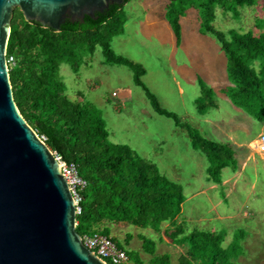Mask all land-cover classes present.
Masks as SVG:
<instances>
[{
	"label": "trees",
	"instance_id": "16d2710c",
	"mask_svg": "<svg viewBox=\"0 0 264 264\" xmlns=\"http://www.w3.org/2000/svg\"><path fill=\"white\" fill-rule=\"evenodd\" d=\"M130 0H127V3ZM167 19L182 42L181 19L188 7L203 13V32L211 33L221 42L229 56V72L234 86L227 95L240 108L264 122V19L253 32L218 31L213 23L216 8L239 16V8L252 7L258 0H170ZM125 5H112L109 11L97 14L99 20L87 17L85 23L67 21L61 32L26 21L16 9L12 21L7 56H14L10 67L14 96L21 114L54 152L68 163L78 165L87 181L83 190L82 214L77 216L80 235H92L104 222L128 223L137 227H153L170 222L167 235L175 244L187 246L179 264H230L229 250L222 247L225 236L213 232L195 231L187 234L184 224L178 223L186 202L183 187L163 175L158 166L141 157L128 145L114 144L102 112L90 102L71 100L61 76V66L68 64L78 74L85 56L103 48L107 64L122 65L134 71L136 85L143 88L155 111L174 120L179 128L188 131L195 150L210 161L209 180L222 184L226 168L236 171L239 163L230 144L214 142L184 122L176 113L162 107L157 96L143 81L145 68L117 54L112 40L125 32ZM204 97L198 100L201 114L217 108L214 92L203 85ZM110 236V230L101 231ZM143 248L153 256L151 264H172L170 254L157 256V244L146 237ZM133 264H146L140 253L128 252Z\"/></svg>",
	"mask_w": 264,
	"mask_h": 264
},
{
	"label": "rangeland",
	"instance_id": "374dc122",
	"mask_svg": "<svg viewBox=\"0 0 264 264\" xmlns=\"http://www.w3.org/2000/svg\"><path fill=\"white\" fill-rule=\"evenodd\" d=\"M170 3L130 0L122 15L127 21L125 32L113 38L112 48L145 68L142 79L163 108L176 113L205 138L234 148L239 169L227 168L222 174L228 185H236L232 195L228 196L221 185L209 189L208 157L194 149L187 130L155 111L143 88L136 85L131 68L106 63L101 46L85 56L78 74L68 64L61 66L66 94L71 100L90 102L100 109L111 142L130 146L183 187L187 200L177 221L186 225L187 233L203 230L224 235L222 247L229 250L230 264H264V153L260 148L264 122L227 95L234 86L229 56L215 35L203 32L202 10L188 7L181 19L182 42L178 45L166 16ZM239 12L236 16L217 7L213 26L226 34L235 29L259 35L262 30L257 23L264 19V0L239 8ZM203 85L213 90L218 106L206 114H201L198 106L205 95ZM255 141L257 149L251 147ZM220 201L221 206L215 208ZM102 228L101 224L98 230ZM135 229L131 227L133 235ZM165 231L162 227L161 233ZM142 233L149 239L157 238L149 231ZM118 244L126 246L121 237ZM164 250L173 264H179L180 255L186 252L182 247Z\"/></svg>",
	"mask_w": 264,
	"mask_h": 264
},
{
	"label": "water",
	"instance_id": "95a60500",
	"mask_svg": "<svg viewBox=\"0 0 264 264\" xmlns=\"http://www.w3.org/2000/svg\"><path fill=\"white\" fill-rule=\"evenodd\" d=\"M127 0H0V264H108L77 231V206L60 162L16 103L7 53L12 21L63 25Z\"/></svg>",
	"mask_w": 264,
	"mask_h": 264
},
{
	"label": "built area",
	"instance_id": "2783aa9c",
	"mask_svg": "<svg viewBox=\"0 0 264 264\" xmlns=\"http://www.w3.org/2000/svg\"><path fill=\"white\" fill-rule=\"evenodd\" d=\"M7 59L10 69V67L16 64V59L14 56H7ZM116 95L114 93V96ZM43 139L44 141L46 140V138ZM260 148L264 153V135L260 139ZM55 156L61 164L64 177L76 201L77 215H80L82 214L81 203L84 200L82 192L87 187V181L81 176L77 164L66 162L58 153H55ZM83 242L86 247L95 252L108 264H131L128 252L121 248L111 236L105 235L101 231H97L92 235L83 236Z\"/></svg>",
	"mask_w": 264,
	"mask_h": 264
},
{
	"label": "crops",
	"instance_id": "0c3cea01",
	"mask_svg": "<svg viewBox=\"0 0 264 264\" xmlns=\"http://www.w3.org/2000/svg\"><path fill=\"white\" fill-rule=\"evenodd\" d=\"M251 147H253L254 149H257L258 142L257 141L253 142L251 144ZM208 179H209V176H208ZM208 181L211 182V185H210V188L209 189H217V187L219 185H221L224 188V190H225V192L227 193L228 196L232 195L234 193V191H235L234 189L236 188V185H233L234 183L230 182L229 185H228V183L226 182V180H223L222 184H218V185H216L217 183H215V182H213L211 180H208ZM221 203H222V201H220L219 203H217L214 207L215 208H218L219 206H221ZM178 223L179 224H182L183 222H178ZM132 226H134V225H131V224H128V223H110V222H104V223H102V227H103L102 230H104L106 228L109 229L110 230V236L117 243H118V238L121 237L123 239V241L125 242V245H126V246L123 247V246H121L119 244L121 246V248L125 249L127 252L135 251V252L140 253L141 258L144 261H146V259L149 258L148 260L150 262V260L153 259V256L150 253L146 252L144 250V248H143V240L141 238L143 236L144 237H146V236L142 233V231H145V232L146 231H149L151 233H154V236L157 237L156 240H153L157 244V253H156L157 256L165 255V252L168 251V250H164L165 248L167 249V248H173V247H178V248L179 247L180 248L182 247V248H186V251L188 250V247L187 246H180L178 244H175L173 242V240L167 235V230L171 227L170 222H164V223H162V225L160 226V228L158 230H156L153 227H147V228H143V230L140 231L141 229H137L139 227L134 226V227H136V229H135L136 230V232H135L136 234L135 235H133L131 233V227ZM184 226H186V225L184 224ZM162 227H164L166 229V231H165L164 234L161 233L162 232ZM186 231H187V229H186ZM196 231H199V230H196ZM201 232H211V231H203V230H201ZM213 233H216V232H213ZM187 234H191V232L190 233H187ZM160 249L163 251L161 254L159 253L160 252ZM182 255L183 254H181L180 257ZM180 257H179V259H180ZM131 264H133V263L131 262ZM172 264H173V261H172Z\"/></svg>",
	"mask_w": 264,
	"mask_h": 264
}]
</instances>
